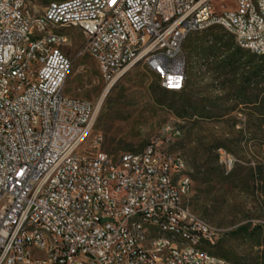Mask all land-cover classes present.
<instances>
[{
	"label": "built area",
	"instance_id": "2783aa9c",
	"mask_svg": "<svg viewBox=\"0 0 264 264\" xmlns=\"http://www.w3.org/2000/svg\"><path fill=\"white\" fill-rule=\"evenodd\" d=\"M226 1L62 0L34 15L27 1L0 0V264H74V257H88V264H234L217 255L206 260L205 246L224 233L207 232L205 219L186 215L179 204L178 194L190 195L193 181L185 156L169 155L173 142L156 145L154 137L142 151L116 157L101 149L100 135L83 147L94 107L65 94L72 68L63 48L68 38L48 35L50 27L80 25L84 44L76 57L90 56L109 85L142 63L163 89L181 91L187 65L179 41L192 25L238 31L240 43L263 48L264 0H230L232 8ZM23 43H30L29 58L8 73ZM43 44L50 52H42ZM37 118H46V127H37ZM168 123L182 129L173 118L159 129ZM219 154L231 168L232 157ZM168 165L186 174L182 186L171 187L176 175ZM137 212L173 218L193 233V245L160 238L161 255L142 253L133 245L132 228L142 226L145 240L148 227L136 221ZM28 223H43L44 233L26 231ZM31 247L46 252V259H35Z\"/></svg>",
	"mask_w": 264,
	"mask_h": 264
},
{
	"label": "rangeland",
	"instance_id": "374dc122",
	"mask_svg": "<svg viewBox=\"0 0 264 264\" xmlns=\"http://www.w3.org/2000/svg\"><path fill=\"white\" fill-rule=\"evenodd\" d=\"M26 1L30 13L38 15L50 2L62 0ZM224 6L232 8L234 3L228 0ZM215 7L218 8L217 3ZM54 31L68 38L63 48H67L64 51L72 59L65 94L86 99L94 107V124L83 147L89 149L93 137L100 135L101 149L113 157L139 152L154 137H160L162 123L175 119L183 135L169 150L185 156L193 181L185 199L193 212L224 233L207 249L234 264H264V81L252 80L240 98L236 88L241 77L253 71L255 61L238 71L235 83L231 82L232 73L218 78L216 71L201 68L198 56L206 48L216 51L219 44L235 50L234 39L218 25L191 33L183 44L187 65L185 91L194 99H204L211 117L180 118L175 109L183 92L163 89L145 65L135 64L109 85L90 56L76 57L84 44L78 27L65 25ZM243 50L246 61L252 52ZM230 51H224L222 56ZM219 150L232 157L231 168L225 166ZM198 164H202L200 169ZM207 169L205 182L201 183L200 174Z\"/></svg>",
	"mask_w": 264,
	"mask_h": 264
},
{
	"label": "bare ground",
	"instance_id": "6f19581e",
	"mask_svg": "<svg viewBox=\"0 0 264 264\" xmlns=\"http://www.w3.org/2000/svg\"><path fill=\"white\" fill-rule=\"evenodd\" d=\"M26 1V0H19ZM257 1V0H250ZM206 25H213V18H206ZM65 26V25H61ZM80 29L83 35V28L80 25H74ZM58 27L48 28V35L52 36H64L56 33L54 30ZM200 31V25H192L191 33ZM231 35L235 44L246 49L253 54L262 57L264 56V45L259 51H254L248 44L240 43V33L238 31H231ZM67 40H63V45ZM185 41H179V49H183ZM247 43H254V36H247ZM30 43H23V48L18 52V60L11 61L8 64V73H16L19 68H22V62H26L29 58ZM42 52H50V44L42 45ZM186 63V60H185ZM185 78L187 73L185 69ZM115 82V81H113ZM37 127H46V118H37ZM182 130L174 123H168L160 129V137L155 139L156 145H163L170 142H175L181 138ZM170 143V146L173 144ZM169 146V147H170ZM179 152H172L169 150V155H176ZM168 172L172 175H176L171 179V187H180L186 182V174H179V167L175 165H168ZM188 194H178L179 204H185L186 215H197L192 211L185 198ZM136 221H139V225H146L148 227V233L143 239L142 226H135L132 228V242L142 253L161 255V242L156 239H170L171 242L178 243L179 245H193V233L184 232V227L174 225L173 218H158L157 215H153L146 212H137ZM158 223V225H157ZM35 233H44L43 223H28L26 224V231H33ZM205 230L207 232L222 233L220 228L205 221ZM46 244H53V237H46ZM31 255L35 256V259H46V252H39L38 247H31ZM206 260H214V255L206 252ZM233 263V262H231ZM74 264H88V257H74Z\"/></svg>",
	"mask_w": 264,
	"mask_h": 264
},
{
	"label": "trees",
	"instance_id": "16d2710c",
	"mask_svg": "<svg viewBox=\"0 0 264 264\" xmlns=\"http://www.w3.org/2000/svg\"><path fill=\"white\" fill-rule=\"evenodd\" d=\"M229 37L233 38L231 35ZM234 42V41H233ZM217 44H219L218 41H216ZM224 48L223 52L226 50H231L229 54L226 56H222L223 52H219L217 50ZM245 50L235 46V50H233V47L225 44L220 46V44L217 46L216 51L212 52V49L206 48L203 49L202 52L198 56V60L201 63V68L207 69L206 72H210L211 70L216 71V73L219 75L218 78H221L222 75L228 76L234 74V78H232L231 82L233 81L235 83V77H237V73L240 69L244 68L245 66L250 65L255 61V65L253 66V71L247 75L246 77H241V81L239 84L236 85V88L239 90V98L244 96V90L250 85L251 81L254 79H262L264 81V60L263 57L256 56L251 53L250 57L243 61L244 58V52ZM214 64V67H211ZM233 84V83H231ZM223 85V84H222ZM233 86V85H232ZM235 87V84H234ZM183 93L181 94V102L175 109V114L180 118H197L199 120H205L210 119V114L205 110V100L204 99H194L190 93H186L185 86L183 90H181ZM222 147L218 146L217 148ZM217 159V158H216ZM205 163V161L203 162ZM198 169L202 167V164L197 165ZM208 173V169L201 173L202 178L199 179V181L202 183L205 182V179L203 178ZM208 246L206 247V250L209 251ZM212 253L211 251H209ZM213 254V253H212Z\"/></svg>",
	"mask_w": 264,
	"mask_h": 264
}]
</instances>
